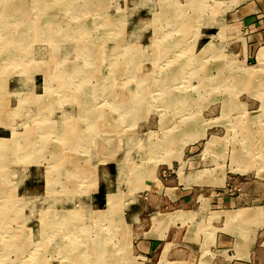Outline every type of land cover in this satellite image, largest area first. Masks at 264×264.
I'll list each match as a JSON object with an SVG mask.
<instances>
[{"label": "rangeland", "instance_id": "374dc122", "mask_svg": "<svg viewBox=\"0 0 264 264\" xmlns=\"http://www.w3.org/2000/svg\"><path fill=\"white\" fill-rule=\"evenodd\" d=\"M226 1L254 18L243 27L246 58L236 37L214 43L227 30ZM144 2L0 1V126L9 131L0 136V264L95 260L97 247L84 241L106 229L98 218L112 223L113 199L121 220L105 264H128L125 204L160 191L174 176L161 166L201 138L193 145L207 143L204 155L222 153L212 173L264 185V0H151V14ZM210 22L211 41L200 35ZM132 30L141 44L128 38ZM64 191L73 221L62 227L53 214Z\"/></svg>", "mask_w": 264, "mask_h": 264}, {"label": "crops", "instance_id": "0c3cea01", "mask_svg": "<svg viewBox=\"0 0 264 264\" xmlns=\"http://www.w3.org/2000/svg\"><path fill=\"white\" fill-rule=\"evenodd\" d=\"M226 2L227 30L214 43L236 37L231 43L237 41L246 58L249 50L243 27L254 18L248 19L242 7L229 11L231 1ZM151 6V0H145L144 7L149 14ZM210 24L200 34L209 41L217 33L214 23ZM137 33L132 30L128 38L132 34L130 40L140 43ZM24 82L22 90L26 89ZM26 90L38 93L41 87L31 85ZM4 131L8 130L0 126V136ZM192 145L184 147L181 159L176 157L161 166L174 176L166 181L158 179L160 191H147L146 200L137 192L135 201L125 204L123 213L130 231L131 249L128 264H264V205L259 204L264 185L257 181L242 182L239 177L224 180L221 174L212 173L214 166H223L221 150L216 149L213 157L204 155L207 143ZM104 172L105 176L111 174L110 166ZM99 193L96 191L93 196L99 197ZM162 202L175 208L166 207L169 210L161 211Z\"/></svg>", "mask_w": 264, "mask_h": 264}, {"label": "bare ground", "instance_id": "6f19581e", "mask_svg": "<svg viewBox=\"0 0 264 264\" xmlns=\"http://www.w3.org/2000/svg\"><path fill=\"white\" fill-rule=\"evenodd\" d=\"M1 1V0H0ZM96 3V2H95ZM3 4V3H2ZM0 6H1V4H0ZM5 7V6H4ZM172 7V6H171ZM180 7V6H179ZM194 7V6H193ZM6 8V7H5ZM155 8V7H154ZM182 8H183V6H182ZM4 9V8H3ZM53 9V8H52ZM182 11V10H181ZM21 13V12H20ZM179 13V12H178ZM180 14H181V12H180ZM19 15V14H18ZM20 17H22V15H20ZM163 17V16H162ZM184 17V16H183ZM160 18V17H159ZM179 20V19H178ZM182 20V19H181ZM183 20H184V18H183ZM168 21V20H167ZM177 21V20H176ZM180 21V20H179ZM176 28V27H175ZM157 30V29H156ZM67 33V32H66ZM26 35V34H25ZM68 36V35H67ZM185 36V35H184ZM28 37L29 36H27V39H28ZM18 38V37H17ZM63 38V37H62ZM66 38V37H65ZM15 39V38H14ZM18 39H20V38H18ZM18 39H17V42H18ZM64 39V38H63ZM71 39V38H70ZM16 40V39H15ZM26 40V39H25ZM75 40V39H74ZM4 41V40H3ZM14 41V40H13ZM28 41V40H27ZM62 42V41H61ZM1 43V42H0ZM7 43V42H6ZM12 44V43H11ZM10 44V45H11ZM28 44V43H27ZM50 44V43H49ZM73 44V43H72ZM22 45H24V44H22ZM75 45V44H74ZM32 46V45H31ZM84 46V45H83ZM26 47V46H25ZM85 47V46H84ZM81 49V48H80ZM151 49V48H150ZM7 52V51H6ZM98 52V51H97ZM143 53V52H142ZM81 54V53H80ZM108 54V53H107ZM36 55V54H35ZM97 55H99V53L97 54ZM98 59V58H97ZM83 67V66H82ZM135 67V66H134ZM81 68V67H80ZM14 71V70H13ZM10 73V72H9ZM257 73V72H256ZM10 74H12V73H10ZM253 74L252 73H249L248 74V76H247V79L246 80H244V82L246 81L247 82V80L250 78V76H252ZM10 77V76H9ZM258 77V76H257ZM6 78V77H5ZM7 78H8V76H7ZM146 78V77H145ZM228 78V77H227ZM22 79H23V77H22ZM145 80V79H144ZM15 81V80H14ZM23 81V80H22ZM7 82V81H6ZM9 82V81H8ZM202 83V82H201ZM105 84V83H104ZM103 84V85H104ZM213 85V84H212ZM245 85V84H244ZM61 86V85H60ZM59 86V87H60ZM29 93V92H28ZM261 93V92H260ZM264 94V93H263ZM31 96V95H30ZM35 96H33L32 97V99L34 98ZM260 97H261V95H260ZM40 98H42V97H40ZM262 98V97H261ZM264 99V98H263ZM39 100V99H38ZM134 101V100H133ZM264 102V101H263ZM30 104V103H29ZM28 105V104H27ZM33 109V108H32ZM226 109V108H225ZM99 114V113H98ZM99 126V125H98ZM71 129V128H70ZM101 129H103V128H101ZM88 130V129H87ZM94 130V129H93ZM70 131V130H69ZM73 131V130H72ZM94 132V131H93ZM110 132V131H109ZM111 133V132H110ZM72 134V133H71ZM95 135V134H94ZM93 135V136H94ZM116 137V136H115ZM86 138V137H85ZM79 139V138H78ZM94 139H95V137H94ZM109 139V138H108ZM136 139H138V138H136ZM135 139V140H136ZM81 140V139H80ZM91 140V139H90ZM110 140V139H109ZM138 140H140V139H138ZM113 141V140H112ZM142 141V140H141ZM125 142H127V141H125ZM136 142V141H135ZM138 143H140V141L138 142ZM86 144V143H85ZM91 144H92V142H91ZM2 145H4V144H0V147L2 146ZM89 147V146H88ZM30 148V147H29ZM28 148V149H29ZM27 149V150H28ZM26 150V151H27ZM143 152H144V150H143ZM15 153V152H14ZM18 153V152H17ZM137 154V153H136ZM8 159H10V158H8ZM130 160V159H129ZM35 164H37V163H35ZM2 166V165H1ZM24 166V165H23ZM3 168V167H2ZM136 169V168H135ZM7 170H8V168L7 169H4L3 171H2V173H1V178L4 180V178L5 177H7ZM126 170V169H125ZM132 170V169H131ZM122 172V171H121ZM133 172V171H132ZM68 173H74L73 171H70V172H68ZM140 173V172H139ZM130 174H132L131 172H130ZM129 174V175H130ZM135 174V173H134ZM122 175H123V173H122ZM127 175V174H126ZM71 176H74V174H69L68 175V177L70 178ZM131 176V175H130ZM122 177H124V176H122ZM119 178V177H118ZM121 179V178H120ZM125 179V178H124ZM129 179H131V180H133V179H135V176L133 175V176H131V177H129V178H127V180H129ZM136 179H138L137 177H136ZM142 179V178H141ZM126 180V181H127ZM140 180V179H139ZM52 181V180H51ZM55 181V180H54ZM66 181V180H65ZM56 182V181H55ZM60 182V181H59ZM51 183V182H50ZM49 183V184H50ZM124 183H125V181H124ZM18 184V182H16V185ZM48 184V185H49ZM129 185V183H127L126 182V185ZM70 187V186H69ZM55 190V189H54ZM55 193V192H54ZM57 193V192H56ZM69 193V192H68ZM68 193L67 192H65L64 191V194L62 195L63 196V198H66L65 200H63L62 202H61V206H59L60 208H58L57 210H55L54 211V216H57V218H56V223H58V225L60 224L62 227H64L65 226V224H68V223H72V221H73V219H71V218H69V217H72L70 214L71 213H69V211H68V208H67V206H66V204H69L68 203V200H69V198H68V200H67V197H68ZM60 194V193H59ZM70 194V193H69ZM3 195H5V198L6 197H9L10 195H11V191L10 192H6L5 191V193L3 194ZM49 196H50V194H48ZM118 197L120 198L122 195L120 194V193H118ZM52 196V195H51ZM73 196H74V194H73ZM12 197V196H11ZM10 197V198H11ZM77 198V197H76ZM25 200V199H24ZM78 200V199H77ZM115 200L113 199V205H112V207H111V209L110 210H108L109 212L111 211V213H113L114 215V217L112 218V223H110L109 222V220H110V217L107 219V218H105L106 216H102V217H100V218H98L99 220H97L98 222H100V220L102 221H104V220H107V226H106V229L105 230H103L104 232H99V231H97V230H93L94 232H95V235H94V238L91 240V241H88L89 240V238H88V240L87 241H84V243H85V245L87 246V248L90 250L91 248H89V246H91V245H93V246H96L97 247V251L99 252V255L98 256H96V258H95V260H93V261H90L89 262V258H88V256H84L83 257V259H82V261H83V264H105V263H108V262H112L113 261V259H114V255L113 254H111V252H112V250H114L113 249V247L110 245V243H112V241H113V238L115 237V235H114V231H113V229L111 228L112 226H116V224L121 220L120 218L121 217H117V213H116V211L117 210H119V207H120V205H119V203H120V200H116V202H114ZM11 202V201H10ZM53 202H54V200H53ZM24 206V205H23ZM30 206V205H29ZM52 207H54V205H53V203H52V206L50 207V208H52ZM24 208V207H23ZM27 208V207H26ZM26 208H24V209H26ZM114 208L116 209V210H114ZM77 209V208H76ZM27 210V209H26ZM51 210V209H50ZM80 212H82L81 210H80ZM55 213H58V215H55ZM75 212L73 211V214H74ZM5 214V213H4ZM81 214V213H80ZM64 216H66V218H64ZM84 216V215H83ZM18 218L19 217V215H17V214H15L14 215V218ZM3 218V217H2ZM4 219H6V217L4 218ZM8 221V220H7ZM6 222V221H5ZM97 222V223H98ZM77 223V222H76ZM74 224V223H73ZM101 224V223H100ZM99 224V225H100ZM59 225V226H60ZM77 225V224H76ZM71 226H72V224H71ZM55 227H56V225H55ZM47 229H48V227H47ZM47 229H45V230H47ZM81 229V228H80ZM83 229H84V227H83ZM86 229V228H85ZM42 230V228H41V225L38 227V230L37 231H35V232H40ZM87 230H89V229H87ZM78 231H80V230H78ZM3 233V232H2ZM45 233V232H44ZM71 233V232H70ZM84 233V232H83ZM85 233H86V231H85ZM73 234V233H72ZM79 234V233H78ZM86 235V234H85ZM80 236V235H79ZM69 237V236H68ZM71 237V236H70ZM74 237V236H73ZM81 241V240H80ZM67 242V241H66ZM70 243H71V241H69ZM81 244V243H80ZM79 244V245H80ZM68 248V247H67ZM70 249V248H69ZM68 251V250H67ZM79 252H81V251H79ZM71 253V252H70ZM91 253H92V251H91ZM73 254V253H72ZM101 254H103V255H101ZM101 255V256H100ZM64 256V255H63ZM68 256V255H67ZM103 257V258H102ZM75 258V257H74ZM74 261V260H73ZM78 261V260H77ZM81 263V262H80Z\"/></svg>", "mask_w": 264, "mask_h": 264}]
</instances>
